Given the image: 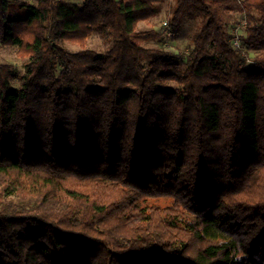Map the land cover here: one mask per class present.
<instances>
[{"label": "trees", "instance_id": "trees-1", "mask_svg": "<svg viewBox=\"0 0 264 264\" xmlns=\"http://www.w3.org/2000/svg\"><path fill=\"white\" fill-rule=\"evenodd\" d=\"M162 1L0 0V264H264V0Z\"/></svg>", "mask_w": 264, "mask_h": 264}, {"label": "rangeland", "instance_id": "rangeland-1", "mask_svg": "<svg viewBox=\"0 0 264 264\" xmlns=\"http://www.w3.org/2000/svg\"><path fill=\"white\" fill-rule=\"evenodd\" d=\"M70 1L81 4L83 0ZM242 2L243 0H228L226 3L225 12L228 20V30L230 32H233L234 34L240 33L243 38L244 36H246V27L248 23L246 25L243 23V21L247 19L245 16V9H243ZM175 4L176 0H163L161 2L160 9L157 14L150 20L139 22L138 29H157L166 31L165 23L168 22L173 8L175 7ZM198 23V16L187 18L182 25V30L179 32L176 38H173V36H168L166 31L167 35L164 37L165 40H150L145 41L144 44L149 47L166 45V47L173 50L175 49L176 51L186 49L191 44V35ZM64 45L71 51H78L81 49V46L77 43L66 41L64 42ZM110 46L111 39L102 30L94 31L90 35L86 43V48L94 49L101 53L106 52L110 48ZM17 50V46L4 45L0 41V62L11 64L20 76L25 72V60L19 57ZM12 85L16 88L19 87L20 79L17 78L13 80Z\"/></svg>", "mask_w": 264, "mask_h": 264}, {"label": "built area", "instance_id": "built-area-1", "mask_svg": "<svg viewBox=\"0 0 264 264\" xmlns=\"http://www.w3.org/2000/svg\"><path fill=\"white\" fill-rule=\"evenodd\" d=\"M243 23L246 25L247 20H244ZM165 24H166V31H167L168 36H173L174 32L170 29L168 22ZM241 40H242V35H240V33H236L233 38L234 45L236 47H241Z\"/></svg>", "mask_w": 264, "mask_h": 264}]
</instances>
